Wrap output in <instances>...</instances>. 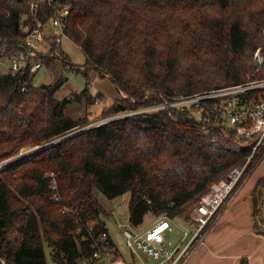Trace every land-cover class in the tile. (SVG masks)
<instances>
[{"label":"trees","instance_id":"1","mask_svg":"<svg viewBox=\"0 0 264 264\" xmlns=\"http://www.w3.org/2000/svg\"><path fill=\"white\" fill-rule=\"evenodd\" d=\"M34 1L40 0H0V60L21 50V24L32 23ZM67 1V38L82 50L86 66L110 80L124 99L102 103L77 120L67 115L72 102L90 106L105 99L87 91V73V90L71 100L57 97L62 77L35 85L37 73L29 69L16 76L0 72V163L92 120L264 79V65L257 72L253 59L264 48V0ZM52 16L40 3L39 21ZM48 46L61 48L57 42ZM60 53L42 49L38 60L43 68L69 67ZM248 98L262 102L264 90ZM248 155L221 130L179 112L153 111L92 127L0 168V258L5 264H47V246L54 264H80L93 255L98 233H109L96 192L108 200L129 194V223L142 228L149 215L178 218ZM258 159L253 170L264 150ZM263 194L261 178L252 196L256 217Z\"/></svg>","mask_w":264,"mask_h":264},{"label":"built area","instance_id":"2","mask_svg":"<svg viewBox=\"0 0 264 264\" xmlns=\"http://www.w3.org/2000/svg\"><path fill=\"white\" fill-rule=\"evenodd\" d=\"M38 2L34 1L31 4L32 23L24 21L21 24L25 32L20 41L21 50L0 60V68L5 66L6 73L12 76L19 75L27 69L32 74L38 73L43 68L42 62L38 60L42 49L50 42L60 43L62 38H67L66 28L71 14V5L68 1L40 0ZM40 3H46L53 12V16L45 24L37 18ZM253 59L259 72L264 65V48H259ZM261 90H264V79H248L241 85L173 97L156 107L97 122V126H100L113 120L153 111H167L170 114L179 112L205 127L221 130L227 139L233 140L238 150L244 149L249 155L252 153L244 165L233 169L226 179L213 184L201 200L192 206L191 213L184 211V217L181 214L175 219L161 216L154 219L148 228H133L130 225L125 227L121 231V237L131 256L130 264H136L137 260L141 264H147L149 261H153V264H186L197 247L204 245L209 229L251 175L252 165L256 160L259 162L258 157L262 152L253 156L259 149L264 150V101L256 102L248 98L251 92ZM88 129L90 128L86 130ZM78 132L71 133L76 135ZM40 149L43 148L36 147L30 153ZM13 161L0 163V168ZM177 219H181L187 226L186 230L177 226ZM86 228L89 233H92L95 225L89 222ZM175 233L179 234L180 238L173 241ZM109 239L108 232H99L93 241V255L88 260H82L80 264H127L118 248L110 246ZM0 263L5 264L2 259Z\"/></svg>","mask_w":264,"mask_h":264},{"label":"rangeland","instance_id":"3","mask_svg":"<svg viewBox=\"0 0 264 264\" xmlns=\"http://www.w3.org/2000/svg\"><path fill=\"white\" fill-rule=\"evenodd\" d=\"M60 48V51H54L51 49V46L46 45V49L50 55H54L56 57H60L61 53L64 52L68 58H69V64L70 66L68 67H59L58 65L54 67H44L42 68L37 75L35 76L34 83L35 85H40L42 83H54L58 77H62V79H65L64 85L61 87L59 92L57 93V97L60 99H63L64 97L70 98L71 100L74 99V96L72 94H78L81 93L83 90H87V79L85 77V73H87V76L89 78V85H88V90L89 93L92 96H99L102 95V97H105L103 101H100L98 104H93L90 105L85 101H76L72 102L68 108H67V115L71 118L74 119H83L87 118L89 114H92V112L95 111V109L100 108L102 106V103L106 106L112 105L116 100H122L124 99L123 95L119 94L118 91L116 90L115 86L113 83L108 80V79H100L99 76L97 75L96 71L93 69H90L88 66H86V56L82 52V50L75 45L73 42H71L68 38H62L61 42L58 43ZM6 64L7 61H5ZM55 65V64H54ZM262 70V69H261ZM260 70V72H261ZM7 68L5 66H2L0 68L1 73H6ZM97 114L93 115L94 117ZM90 116V117H93ZM112 116V117H117ZM112 117H108L105 119H111ZM104 120V119H103ZM93 122L88 124L87 126L81 127L80 129L75 130L76 132L78 131H84L87 128H92V126L96 127L97 122L102 121H95L92 120ZM99 124V123H98ZM72 133L68 134L71 135ZM79 134V132L77 133ZM76 134V135H77ZM238 149V147H237ZM34 148L32 149H23L17 156L12 157L11 160H16L22 155L28 154L32 152ZM262 150H258L255 155H259ZM250 155L242 161L241 164L238 166L244 165L248 158L251 156ZM9 161V160H6ZM261 165V164H260ZM251 177H256L259 176L260 174H264V163L263 166L260 168H256L253 170V173H251ZM253 177V178H254ZM252 178V179H253ZM251 179V181H252ZM95 196L97 200L102 203L106 210V215L104 218V221L106 222L107 229L109 230V235L111 239L114 241L116 247L118 248L122 258L127 264H130L131 262V256L130 253L128 252L127 248L124 245L123 239L121 237V231L127 226L130 225L129 223V200H130V195H124L121 197H118L114 200H108L103 194L96 192ZM192 206L184 210L189 214L191 213ZM182 212V217H184ZM155 217L152 215H149L145 219V223L142 226L143 228H148L154 220ZM176 223L178 224L177 226L182 227L184 230H186L187 226L181 221V219H177ZM131 226V225H130ZM180 238L179 234L175 233L173 236L172 240L175 241L176 239ZM45 254H46V259H47V264H54L52 259H51V251L50 249L46 246L45 247ZM1 262V258H0ZM136 264H141L138 260ZM147 264H153V261H149Z\"/></svg>","mask_w":264,"mask_h":264},{"label":"crops","instance_id":"4","mask_svg":"<svg viewBox=\"0 0 264 264\" xmlns=\"http://www.w3.org/2000/svg\"><path fill=\"white\" fill-rule=\"evenodd\" d=\"M263 163L264 159L256 168ZM251 175L209 229L204 245L197 247L186 264H240L243 260L264 264V194L257 217L252 198L264 174Z\"/></svg>","mask_w":264,"mask_h":264},{"label":"water","instance_id":"5","mask_svg":"<svg viewBox=\"0 0 264 264\" xmlns=\"http://www.w3.org/2000/svg\"><path fill=\"white\" fill-rule=\"evenodd\" d=\"M82 132H84V131H81V132H79V133H82ZM72 136H74V134L64 136V137H62V138H60V139H58V140H56V141H53V142H51V143H49V144H47V145H45V146H43V147H41V148H43V149L48 148V147H50V146H52V145L58 144V143H60V142H62V141H64V140H66V139H69V138H71ZM40 150H42V149H40ZM23 156H24V155H22L21 157H23ZM21 157H19V158H21Z\"/></svg>","mask_w":264,"mask_h":264}]
</instances>
